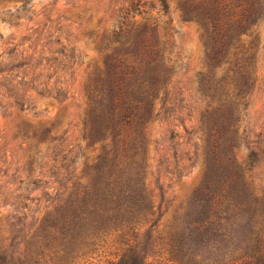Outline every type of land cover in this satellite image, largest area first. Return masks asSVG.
<instances>
[{"label":"rangeland","instance_id":"rangeland-1","mask_svg":"<svg viewBox=\"0 0 264 264\" xmlns=\"http://www.w3.org/2000/svg\"><path fill=\"white\" fill-rule=\"evenodd\" d=\"M261 1L263 16L247 35L230 22L244 46L236 51L219 37L215 43L192 1L189 20L183 0H167V12L161 0H0V256L7 264H109L126 240L146 264H208L207 243L197 255L191 241L196 214L219 193L235 217V182L264 186ZM134 23L137 37L117 43ZM134 45L141 70L117 77V104L138 100L137 81L150 77L161 91L151 120H131L137 126L120 128L114 141L93 131L91 120L105 109L106 61L115 65ZM109 185L142 192L155 216L136 214L142 223L129 226L131 214L99 210L94 222L95 200ZM110 220L129 226L127 238L113 231L80 259L87 251L80 236L112 229Z\"/></svg>","mask_w":264,"mask_h":264},{"label":"trees","instance_id":"trees-1","mask_svg":"<svg viewBox=\"0 0 264 264\" xmlns=\"http://www.w3.org/2000/svg\"><path fill=\"white\" fill-rule=\"evenodd\" d=\"M184 3V12H186L187 19H192L189 17L191 11L188 8V3L196 4L199 6V9L204 13L202 16L206 19V25L204 27L208 28V31H212L215 38L213 40L218 42V37L221 40H225L226 43H229L234 50L239 51L243 50L244 46L242 41L232 37L231 35V26L230 22L234 19H237L239 24V29L235 31L241 32V36L247 35V32L255 27L263 16L260 8L262 7L261 0H183ZM162 6L165 11L169 10L167 0H161ZM250 28V29H248ZM143 29L146 33L150 31V25L145 24ZM153 31L156 30L155 27L151 28ZM138 31V24L134 23L122 27L119 33V43L120 45H125L128 42H131L132 39H135L137 35L135 33ZM133 51H130L128 57L126 55L119 59L115 65H111V60L109 63L106 61L105 75L107 78V88L106 90V105L105 109L99 116L92 117L91 128L93 131L104 130L105 137H113L115 141L122 134L121 130L124 126L136 125L142 123L146 125L152 118L154 102L158 99L159 93L161 91L159 80L150 77L149 81L147 79L138 83L139 87V96L138 100L125 102L122 104H117L119 92L121 88L120 85H116L114 82L120 81L117 77L132 76L137 74L140 71V51L136 50V45H134ZM126 54V53H125ZM126 57V58H125ZM129 60H134L131 62ZM115 71V72H113ZM104 74V73H103ZM112 82V83H111ZM148 93L146 98L141 99L143 94ZM137 111V114L133 116V112ZM131 120L137 124H131ZM103 135V138H105ZM255 156H253L254 158ZM217 187L215 190L220 189L222 184V178L217 177ZM234 194H238L236 197L238 203L235 205V208L238 206L241 207V212L236 214L235 217L229 216L230 207L227 205L231 202L229 198L221 201L222 196L219 197V193L214 196L211 200L207 201V209H202L199 213L196 214L195 218V228L192 231V243L199 252L203 251V244L207 243L208 248L210 249V255L207 257L208 264H264V186L254 187L252 184L246 182L243 185H239L235 182ZM110 187V185H109ZM111 188V187H110ZM107 189L106 193L99 195L95 200V203H98L99 209L93 211L92 214H96L97 218L99 210L103 212L102 217L109 215L111 211L124 212L125 216L131 214L133 216V221H128L127 225L132 224L140 225L141 221H134L141 218L142 214L145 213L147 216H155V213L152 211V203H146L142 198V192L138 193L134 187H128L127 191L120 190L117 192V189ZM241 189V190H240ZM117 192V194H116ZM130 192V193H129ZM144 193V192H143ZM100 197V198H99ZM234 201V200H233ZM84 203H87V199L84 200ZM140 205H139V204ZM133 208H139L138 213L135 211L128 210ZM201 208L203 207V201L200 204ZM120 208V209H118ZM133 214V215H132ZM135 214V215H134ZM136 214H139L136 215ZM138 216V217H136ZM237 218H239L237 220ZM78 225V224H76ZM114 225L113 221L110 220L106 222V226ZM129 226L127 228H129ZM80 227V226H79ZM112 227V226H111ZM117 227V229L115 228ZM112 227L110 230H104V227H101L97 232V235L93 237H88L81 235V250H87L80 259H84L89 254V248L93 245H99L105 242V239H108L111 235L110 233L115 231V233L120 232V236L123 239L127 238L128 234H125V225L121 224L119 226ZM109 229V227H108ZM85 236V237H84ZM119 236V237H120ZM90 240L91 238L95 239V242L92 241L91 244L84 243L85 240ZM90 238V239H89ZM124 246L122 249H117L118 252L115 254V261L110 262L109 264H146V259L138 253V246H134L130 240L126 242H121ZM88 244V245H87ZM63 252V250L61 251ZM182 262L185 260V256L175 255ZM200 256V255H199ZM178 260V259H176ZM0 264H7V261L3 256H0ZM61 264H68L67 261H62ZM74 264H78V261L75 260Z\"/></svg>","mask_w":264,"mask_h":264}]
</instances>
